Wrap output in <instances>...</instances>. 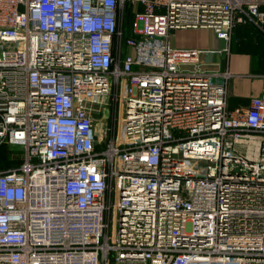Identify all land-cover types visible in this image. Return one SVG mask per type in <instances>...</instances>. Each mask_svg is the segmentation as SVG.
Segmentation results:
<instances>
[{
	"label": "built area",
	"instance_id": "obj_1",
	"mask_svg": "<svg viewBox=\"0 0 264 264\" xmlns=\"http://www.w3.org/2000/svg\"><path fill=\"white\" fill-rule=\"evenodd\" d=\"M261 4L0 0V146L23 150L0 171V264H264V76L229 109L227 68L169 45L206 29L227 53L235 27L264 32Z\"/></svg>",
	"mask_w": 264,
	"mask_h": 264
},
{
	"label": "crops",
	"instance_id": "obj_2",
	"mask_svg": "<svg viewBox=\"0 0 264 264\" xmlns=\"http://www.w3.org/2000/svg\"><path fill=\"white\" fill-rule=\"evenodd\" d=\"M264 12V0H261ZM264 30V28H263ZM169 45L178 50H199L203 70L218 71L227 68V104L229 109L246 106L252 97L259 96L264 76V32L252 24L240 25L233 29L228 52L227 45L206 29L176 30L169 34Z\"/></svg>",
	"mask_w": 264,
	"mask_h": 264
},
{
	"label": "rangeland",
	"instance_id": "obj_3",
	"mask_svg": "<svg viewBox=\"0 0 264 264\" xmlns=\"http://www.w3.org/2000/svg\"><path fill=\"white\" fill-rule=\"evenodd\" d=\"M133 21V17H130L129 25L127 27L128 35H131V24ZM135 69V68H133ZM121 89H117L115 96L114 92H112L110 98L105 102V105H102V111L99 113H95V123H96V129H104L106 125L108 127L113 126L117 128V123L114 120V115L117 112V109L119 111L121 107V101L118 97V93H120ZM96 110H100L99 106L94 107ZM108 117V119H107ZM115 122V123H114ZM23 156V150L21 147L18 146H10L3 144L0 146V169L4 168H15L17 167L21 161ZM2 171V170H0Z\"/></svg>",
	"mask_w": 264,
	"mask_h": 264
},
{
	"label": "trees",
	"instance_id": "obj_4",
	"mask_svg": "<svg viewBox=\"0 0 264 264\" xmlns=\"http://www.w3.org/2000/svg\"><path fill=\"white\" fill-rule=\"evenodd\" d=\"M9 168H12V167H9ZM9 168H4V170H6V169H9ZM0 170H2V171H3V169H0Z\"/></svg>",
	"mask_w": 264,
	"mask_h": 264
}]
</instances>
